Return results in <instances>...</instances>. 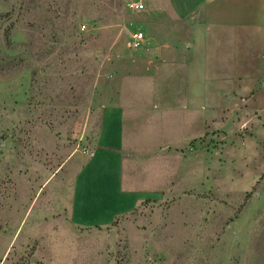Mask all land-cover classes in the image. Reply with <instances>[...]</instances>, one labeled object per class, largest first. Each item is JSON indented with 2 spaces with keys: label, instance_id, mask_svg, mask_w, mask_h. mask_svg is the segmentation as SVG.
Returning a JSON list of instances; mask_svg holds the SVG:
<instances>
[{
  "label": "rangeland",
  "instance_id": "374dc122",
  "mask_svg": "<svg viewBox=\"0 0 264 264\" xmlns=\"http://www.w3.org/2000/svg\"><path fill=\"white\" fill-rule=\"evenodd\" d=\"M175 2L0 0V264H264V53ZM107 106L140 200L84 221Z\"/></svg>",
  "mask_w": 264,
  "mask_h": 264
},
{
  "label": "crops",
  "instance_id": "0c3cea01",
  "mask_svg": "<svg viewBox=\"0 0 264 264\" xmlns=\"http://www.w3.org/2000/svg\"><path fill=\"white\" fill-rule=\"evenodd\" d=\"M175 4L188 6L197 20L208 25L224 21L252 26L264 53V0H176ZM122 116L119 107L100 110L94 148L74 181L72 217L76 219L109 223L132 211L140 200L138 192L121 187L125 143Z\"/></svg>",
  "mask_w": 264,
  "mask_h": 264
},
{
  "label": "built area",
  "instance_id": "2783aa9c",
  "mask_svg": "<svg viewBox=\"0 0 264 264\" xmlns=\"http://www.w3.org/2000/svg\"><path fill=\"white\" fill-rule=\"evenodd\" d=\"M134 9L141 8L140 4L131 5ZM144 42V35L141 32H135L130 35V43L132 48H139Z\"/></svg>",
  "mask_w": 264,
  "mask_h": 264
}]
</instances>
